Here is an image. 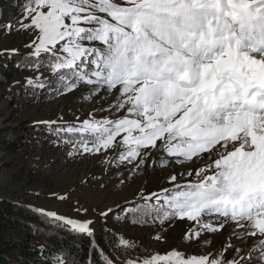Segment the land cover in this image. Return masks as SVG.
Here are the masks:
<instances>
[{
	"label": "snow or ice",
	"instance_id": "snow-or-ice-1",
	"mask_svg": "<svg viewBox=\"0 0 264 264\" xmlns=\"http://www.w3.org/2000/svg\"><path fill=\"white\" fill-rule=\"evenodd\" d=\"M23 11L15 24L0 27L8 34L36 33L28 45L32 51L16 64L39 74L26 78L27 86L49 89L53 96L82 88L85 100L116 94L113 104L95 108L79 127L42 122L52 125L51 143L59 138L73 144L68 155L115 152L108 170L119 169L116 178L124 171L129 179L138 176L153 152L154 170L171 158L166 179L173 186L133 201L130 223L159 220L163 230L177 218L194 222L188 239L228 223L239 229L229 239L259 237L251 248L232 244L231 258L214 252L188 258L178 250L149 258L137 255L135 242L105 229L114 237L112 248H91L87 264H264V0H25ZM18 54L0 49V55ZM44 67L58 87L42 78ZM106 110L111 119H95ZM187 162L196 167L177 171L188 168ZM127 205L100 216L120 219ZM36 211L66 223L76 235L95 237L92 220ZM76 211L88 209L81 205ZM207 246V239L196 245ZM48 256L43 264H85L78 249Z\"/></svg>",
	"mask_w": 264,
	"mask_h": 264
},
{
	"label": "rangeland",
	"instance_id": "rangeland-1",
	"mask_svg": "<svg viewBox=\"0 0 264 264\" xmlns=\"http://www.w3.org/2000/svg\"><path fill=\"white\" fill-rule=\"evenodd\" d=\"M24 3L25 0H17V6L10 8L12 11L4 13L5 18L0 19V26L9 22L15 24L22 18ZM35 35L36 33L31 30L8 34L7 29L0 27V49H17L19 54L13 57L26 56L32 51L28 45L31 44ZM11 58L12 56L0 55V70L4 66L10 69ZM12 72L16 73V77L4 82L0 88V133L12 141H16L19 134L28 139L24 141L26 143L16 160L7 156V159L13 160L14 166L0 169V192L4 195H14L17 202H25L45 212H55L60 216L81 221L92 220L94 223L91 227L94 230L111 229L116 237H124L135 242L141 251L137 255L149 258L155 255L170 254L176 250L181 252L182 257L188 258L193 255L199 257L209 252L224 253L231 258L232 244L247 249L259 243V237H253L251 234L241 235L239 239H229L233 231H239V229H233L228 223H225L223 228L217 225L215 233H202L197 239H188L187 230L190 224L194 226V222L181 221L179 218L174 220L171 226L165 224L163 230L160 229L159 220L148 225L137 226L132 223L119 224L116 216L111 214L107 218H102L101 211L115 208L118 204L124 205L125 202H128V208H132V202L139 201L142 195L159 193L161 189L172 187L173 185L166 179L173 171V165L167 162L171 158L165 157V163L159 164L154 170L153 165L157 164V153L153 152L140 174L129 179V171H124L123 176L116 178L115 173L119 169L112 166L108 170V161L115 155L113 151L106 153L103 151L101 153L73 151L72 155H68L73 149V144L59 138H56L55 145L51 143L50 141L55 138L49 134L52 131V125L49 124L48 128L43 130L39 128L43 125L42 122L57 121L60 124L74 122L79 127L83 120L91 118L95 108L107 109L109 104H113L116 94L113 93L104 100H101L99 95L85 100L81 99V94L85 91L82 88L55 96L50 94L49 89H44L49 93L44 98V90L35 88L43 95L38 98L37 95L18 93V90L34 89L27 86L25 81L26 78H35L39 74L32 69L23 71L15 68ZM40 73H43L42 78L52 81V88L59 86L55 74L49 72L47 67L41 68ZM11 89L17 90L18 93V97L13 101L9 100L11 95L6 96ZM117 115H124V111L121 110ZM105 117L112 118L107 110L101 112L95 119ZM67 135L75 139L74 134ZM83 135L88 136L89 134L84 133ZM123 135L125 134L121 133L117 140L119 141ZM49 136L52 139H47ZM157 143L159 144V141ZM193 159L196 160L197 165L204 163L202 159L196 157ZM187 163L188 168H178L177 171H190L196 167L191 162ZM17 174H23L21 180L17 179ZM188 179L191 180V177ZM122 180L125 181L124 184L121 183ZM20 197H25L26 201L21 200ZM81 205L88 209L87 213L76 211V208ZM205 239L208 241L207 247H196Z\"/></svg>",
	"mask_w": 264,
	"mask_h": 264
},
{
	"label": "trees",
	"instance_id": "trees-1",
	"mask_svg": "<svg viewBox=\"0 0 264 264\" xmlns=\"http://www.w3.org/2000/svg\"><path fill=\"white\" fill-rule=\"evenodd\" d=\"M16 2L17 0H0V19L5 18L4 13L12 11L10 8L17 6ZM24 57L12 56L10 69L5 66L2 67L0 70V88L4 82L16 77V73L12 72V69H18L16 64L18 61H22ZM19 69L25 71L23 68ZM16 91L11 89L7 92V97L11 95L9 97L10 101L16 99L20 92L26 95H37L38 98L43 96L36 89L23 88L19 89L18 93ZM47 94H49L48 91L44 90V98L48 96ZM39 128L46 130L48 126L45 127L43 124ZM26 139H28L26 136L19 134L16 141H12L9 137L0 133V169L14 166L13 160L7 159V156L16 160L24 147V143H26L24 142ZM47 139L50 140L52 137L49 136ZM22 176L23 174H17V179L21 180ZM20 199L26 201L25 197H20ZM132 211L133 209L129 208V212L120 213V219L116 218L117 222L119 224H131L129 221L133 217L129 213ZM126 216L127 219H125ZM148 224L139 223L134 225L144 226ZM94 231L95 237L90 241L86 235L74 234L66 223L55 221L47 215L38 213L36 208L25 202H17L14 195L6 196L0 192V264H43L44 260L49 258V251L55 252L61 248L64 250L71 248L72 251L78 249L79 259L87 264L91 248L98 246L108 252L115 242L114 237L106 234L105 230L95 229ZM41 249L46 251L42 254ZM140 252V249H138L137 253ZM123 259L121 257V260Z\"/></svg>",
	"mask_w": 264,
	"mask_h": 264
}]
</instances>
